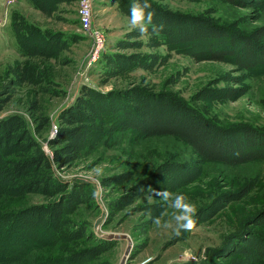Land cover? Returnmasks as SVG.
<instances>
[{"label":"rangeland","instance_id":"1","mask_svg":"<svg viewBox=\"0 0 264 264\" xmlns=\"http://www.w3.org/2000/svg\"><path fill=\"white\" fill-rule=\"evenodd\" d=\"M32 1L0 0V120L11 115L24 117L34 139L49 158H53V148L48 142L56 139L59 130L65 127L60 117L76 104L83 87L106 93L141 85L196 105L221 124L264 126V63L243 69L231 60L198 61L166 46H149L148 35L134 40L140 41L142 48L119 50L117 43L138 28L131 25L130 18L121 14L111 0H92L91 32H98L104 38L103 49L93 60L94 39L77 18L79 0L55 5L49 16L36 10ZM153 1L171 12L209 17L219 25L244 33L264 25V5L244 8L221 0ZM20 22L55 34L63 42V48L48 59L21 56L13 32V25ZM113 53L155 55L163 65L151 71L136 69L106 80L100 73L102 59ZM165 162L187 165L195 179L174 193L184 195L196 208L195 227L181 229L179 235L174 221L173 228L158 227L153 223L155 217L143 209L157 204L164 212L165 202L138 189L142 179ZM51 172L65 184H84L89 191L98 193L93 202L70 211L67 226L62 230L67 235L74 233L75 237L86 225L85 238L68 240L59 233L53 239L42 227L30 241L33 248L30 253H21L23 261L6 262L10 256H20L14 243L23 249L27 242L23 240L26 235L16 233L11 237L13 245H7V226L0 220V264H62L78 251L96 252L97 243L90 241L89 233L96 238H116L109 239L113 241L110 250L88 264H120L128 241L132 248L124 264L227 263L224 256L209 258L213 252L208 254V249L228 251L231 244L226 247L225 238L243 232L244 222L264 210V160L238 166L204 162L189 146L173 137L134 139L128 133L118 134L93 151L87 149L76 160L53 163ZM230 195L244 196L224 202ZM122 198L123 203L116 206L114 203ZM53 200L39 195L1 197L0 211L44 205ZM215 208L220 210L215 213ZM167 211L169 215L162 217V223L172 220L173 210ZM246 230L264 233V227L251 224Z\"/></svg>","mask_w":264,"mask_h":264},{"label":"trees","instance_id":"2","mask_svg":"<svg viewBox=\"0 0 264 264\" xmlns=\"http://www.w3.org/2000/svg\"><path fill=\"white\" fill-rule=\"evenodd\" d=\"M64 1L66 0H33L31 5L49 16L54 6ZM111 1L116 4V9L121 14L130 18L132 0ZM221 1L244 8L264 5V0ZM149 3L152 7L146 9V12L155 13L153 23L164 25L158 36L153 35L149 27V46H166L170 51L189 55L198 61L231 60L243 69H253L264 63V25L244 33L230 26L219 25L209 17L171 12L153 0H149ZM13 32L18 41L17 50L25 58H52L56 56L57 50L63 48V42L55 34L25 23L13 25ZM140 37L141 34L136 29L128 33L125 40L119 41L116 48L140 49L143 44L134 41ZM160 61L155 55L113 53L102 59L100 73L109 80L127 75L136 69L151 71L163 65ZM60 119L65 127L59 130L56 139L48 142L53 148L52 159L34 139L24 117L11 115L0 120V194H3L0 198L16 199L39 195L53 200L62 195L44 205H33L9 212L0 211L2 225L7 226L5 243L13 245L10 241L16 233L26 235L23 240L27 242V247L23 249L14 243L20 256H10L6 262L23 261L24 256L21 253H30L33 249L30 241L42 227L53 235V239L59 233L64 238L68 237V240L85 238L86 225L75 237L74 233L67 235L62 230L67 226L66 217L72 209L94 201V190L89 191L84 184L68 185L56 179L51 172L52 165L76 160L87 149L93 151L118 134L128 133L134 139L173 137L189 146L204 162L238 166L264 160V126L256 127L244 123L224 125L196 105L171 93L153 92L141 85L106 93L83 87L79 100ZM194 180L187 165L165 162L144 177L138 189L142 193L149 192L151 196L155 195L150 188L157 191L166 189L174 194ZM243 196L230 195L224 202L239 200ZM123 199L114 204L117 206L123 203ZM127 202L129 204L132 201ZM143 209L147 215L158 217L163 207L154 204ZM214 210L216 213L220 208ZM246 221L242 230L244 233L239 232L225 238L226 247L231 244L228 251L223 248L208 249V254L213 252L209 254V258L224 256L228 261L213 264H250L249 259L254 263L264 262V233L246 230L248 224L264 227V210ZM89 235L90 241L97 243L96 252L88 249L78 251L62 264H88L113 247V241L96 238L93 233Z\"/></svg>","mask_w":264,"mask_h":264},{"label":"clouds","instance_id":"3","mask_svg":"<svg viewBox=\"0 0 264 264\" xmlns=\"http://www.w3.org/2000/svg\"><path fill=\"white\" fill-rule=\"evenodd\" d=\"M152 5L149 0H132L130 4V23L134 28H138L141 36L147 35L149 33V27H151V33L158 36L163 30V24L153 23V17L155 15L152 11H147L146 9H151ZM153 195L160 197L166 204V209L161 213V216L155 217L153 223L164 229L173 228L175 225L176 234L179 235L180 230H192L196 222L194 220V215L196 213L195 205L187 202L186 197L182 194H173L166 189L162 191H157L156 189L150 188ZM98 195V193L93 194ZM172 209V220L162 223V217L169 215L167 209ZM174 221V225L173 222Z\"/></svg>","mask_w":264,"mask_h":264},{"label":"built area","instance_id":"4","mask_svg":"<svg viewBox=\"0 0 264 264\" xmlns=\"http://www.w3.org/2000/svg\"><path fill=\"white\" fill-rule=\"evenodd\" d=\"M77 18L81 27L91 32L92 30V21H93V8H92V0H79L77 7ZM93 32V30H92ZM91 32V36L94 39L93 43V60L99 56L104 46V38L98 32Z\"/></svg>","mask_w":264,"mask_h":264},{"label":"water","instance_id":"5","mask_svg":"<svg viewBox=\"0 0 264 264\" xmlns=\"http://www.w3.org/2000/svg\"><path fill=\"white\" fill-rule=\"evenodd\" d=\"M112 238H116V237H108V239H112ZM119 238H121V239H127L126 236H121ZM131 248H132L131 242L128 241V246H127V248H126V250L124 252V255H123L122 259H121L120 264H124L125 263L126 259L128 258L129 254H130Z\"/></svg>","mask_w":264,"mask_h":264}]
</instances>
